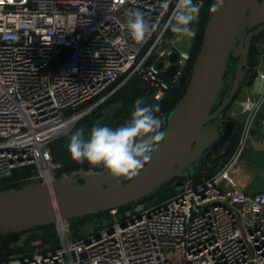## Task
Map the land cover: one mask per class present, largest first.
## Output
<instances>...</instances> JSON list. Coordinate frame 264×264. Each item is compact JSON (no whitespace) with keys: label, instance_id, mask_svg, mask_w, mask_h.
<instances>
[{"label":"built area","instance_id":"built-area-1","mask_svg":"<svg viewBox=\"0 0 264 264\" xmlns=\"http://www.w3.org/2000/svg\"><path fill=\"white\" fill-rule=\"evenodd\" d=\"M204 1L193 0L200 10ZM162 2L0 0V181L29 165L35 173L27 184L51 188L65 174L56 171L50 143L131 77L146 79L157 102L168 93L189 55L164 30L176 0L166 11ZM135 9L155 28L141 43L126 27ZM260 48L258 94L242 100L240 138L213 174L185 176L163 200L112 208L86 233L56 213L55 247L34 239L21 253L0 252V264H264V187L248 188L259 172L245 154L253 122L264 124V43ZM173 51L178 67L167 77L161 68L171 65ZM52 206L57 210L55 200Z\"/></svg>","mask_w":264,"mask_h":264},{"label":"water","instance_id":"water-1","mask_svg":"<svg viewBox=\"0 0 264 264\" xmlns=\"http://www.w3.org/2000/svg\"><path fill=\"white\" fill-rule=\"evenodd\" d=\"M257 26L246 34V28ZM264 29V0H224L211 15L196 55L189 81L173 109L163 118L166 140L153 153L150 163L131 180H117L102 167L76 170L44 183L0 190V236L51 224L58 213L63 218L108 211L133 203L167 182L196 167L203 168L222 148L234 129L232 118L219 114L235 99L241 85L249 81L247 64L251 35ZM177 53L161 73L173 77ZM235 59L230 65V59ZM178 180L175 185L180 186ZM57 203V210L52 206Z\"/></svg>","mask_w":264,"mask_h":264},{"label":"clouds","instance_id":"clouds-1","mask_svg":"<svg viewBox=\"0 0 264 264\" xmlns=\"http://www.w3.org/2000/svg\"><path fill=\"white\" fill-rule=\"evenodd\" d=\"M224 0H215L211 10L217 12ZM171 0H163L161 7L166 11ZM199 6L193 0H176L174 10L164 25L180 37L196 35L193 24L198 21ZM126 27L131 37L143 42L151 36L154 26L139 9L126 13ZM160 106L147 105L143 98L135 101L129 120L115 129L94 125L86 138L84 129H77L70 137L68 151L71 158L79 163L87 162L91 167H102L113 178L131 180L145 164H149L161 142L166 140L168 131L162 130L165 121L158 117Z\"/></svg>","mask_w":264,"mask_h":264},{"label":"trees","instance_id":"trees-1","mask_svg":"<svg viewBox=\"0 0 264 264\" xmlns=\"http://www.w3.org/2000/svg\"><path fill=\"white\" fill-rule=\"evenodd\" d=\"M213 3H215V0H205L204 1L202 8L199 12L198 21L193 24V25H195L194 27H197V35H195V37L193 38V44H192L193 45L192 50L194 51L193 52L194 57L198 53V51L201 47L204 31L206 29V25H207V22L209 20V16H210L211 11H212L211 5ZM256 51L257 50H256L255 43L253 40L251 45H250L249 59H248V64H247V69H246L247 72L249 73V76H250L248 83H251L252 80L254 79V76H255V71L252 70V67H253V64H255ZM193 61L191 62L190 66H193V64H194ZM234 61H235V59H233V58L230 59V65L229 66L233 65ZM191 70L192 69L190 67L186 77L183 76V78H186V80L183 81L181 85H178V86L176 85L178 87V88L175 87L176 89L174 91L177 90L176 93H172V95L170 97L166 98L165 100L163 99L164 100V101L162 100L163 102L161 101V103L159 105L160 109L162 111V113L159 116L160 118H163L164 116L168 115V113L175 106L176 102L179 100V98L182 95V93L185 89V86L188 82ZM140 79L141 78L139 75H135V76L131 77L130 79H128L126 81V84L124 86L120 87L114 94L112 93L109 98H111V96H112V98L117 97L118 99H123L127 108L133 109L134 103L137 99L143 98V100H144V96L141 93L140 89L137 86H135V83L139 82ZM123 120H125L124 117H123ZM77 125H76V127H77ZM163 127H164V125L162 126V129H163ZM238 127L240 128V124H238ZM238 127L235 131L234 137L232 139H230L228 141V143L226 144V146L224 147V152L221 156L220 161L213 164L212 166L205 165L202 169L199 167H196V171H195V173L192 174V177L199 178L201 176H210L211 174H213L217 170V168L222 163H224L229 158V156L234 151V148H235L237 140H238V136H239L238 135L239 134V128ZM65 139H67V138L64 135V136H61V137L55 139L54 141H52L50 143V150H51V154H52V159L55 161L62 162L63 166H64V168H63L64 171H67V172L76 171L79 169V167H76L77 163L72 161V158L69 154L67 147L63 145V142ZM100 168L101 167H98V168L94 167V170H97ZM83 169L88 170L89 167L87 165H85L83 167ZM61 173L62 172H60V174ZM32 174H33V170H31V166L19 168L18 170H16L14 172V174L12 175L11 178H9L7 180L0 181V189L19 188V187H21V186L32 181L29 178ZM184 178H185V175H182L181 177H177L176 179L171 180L172 187H174V189H171V188L166 189L164 187L166 185L165 184L164 186H162L163 188L160 187L159 189H157L153 193L147 195L144 198L139 199L138 201H144V200L150 199V198H156L159 201L163 200V199L169 197L170 195H172L176 191L175 189H176L177 185H175V182L178 180H182ZM129 205L130 204H127V205L121 206L119 208L124 209V208L128 207ZM93 217H95V220L98 224V225L95 224V226L99 227L100 226L99 224L102 221V219L109 217V213H108V211H104V212L100 211V212H96V213H92V214H88V215H84V216L74 218V219H72V223H73L74 228H76V230L79 231L80 227L77 223L82 222L83 219L85 220V219L93 218ZM35 228H37L36 230H38V231H34L33 233H31L25 239L26 241L24 240L25 243H23L22 245H18V246L13 245V240H11L9 242H5L4 236H6V235H1L0 236V252H2L3 254L21 253L28 246L30 241L34 240V239H41L42 241L49 242L51 244V246H53V247H55L57 245V243H58L57 235L53 229L52 224L36 226ZM13 234H16V233H13ZM13 234H11V235H13ZM11 235L9 234V236H11Z\"/></svg>","mask_w":264,"mask_h":264},{"label":"rangeland","instance_id":"rangeland-1","mask_svg":"<svg viewBox=\"0 0 264 264\" xmlns=\"http://www.w3.org/2000/svg\"><path fill=\"white\" fill-rule=\"evenodd\" d=\"M209 18H210V16H209ZM207 24H208V22H207ZM194 26L195 25H193V27ZM194 28L196 29V35H197V27H194ZM170 42H171V44L175 45L177 48H179L181 50H184V51H187L188 55H189L188 59L186 60V63H185V66L183 68L181 76L176 81L171 83V86H170V88L168 90V93L164 94V97L161 100H159L158 102L154 99V92H155L156 89L154 87L149 86V82L146 79H140L139 82L135 83V86H137L140 89L141 93L143 94L145 103L147 105H156V104L160 105V103H161V101L163 99L165 100L166 98L170 97L172 95V93H176L177 90L176 91H174V90L176 88H178L177 86L181 85L182 82L186 80V78H183V76L186 77V75H187V73L189 71V68L191 67V69H192V67H193V66H190L191 62L193 60L195 61V58H196V55H197L196 54L195 57L193 55V52H194L192 50L193 49V45H192L193 44V38L192 37H186V36L185 37H180V36H178L176 34H173V37H172V39H170ZM254 43H255L256 50H257L256 51V54H257L256 58H257L258 57V52L262 51V48H260V47L264 43V35L262 36L261 40H260V38H256V40L254 39ZM167 77H169V76H167ZM189 78H190V76H189ZM188 81H189V79H188ZM125 84H126V82H124L123 84H121L119 86H115L114 87L115 89H114V91L112 93L114 94L120 87L124 86ZM250 85L252 86V84H250ZM250 85L249 86L248 85H243V87H241L239 92L237 93L234 101L224 110L226 116H230V117L236 119L238 124H240V128L238 127L239 128L238 139L240 138V135H241L240 133H241V129H242L243 123L246 120V113L244 111L243 112L241 111V107H242L241 102L244 99V97H246L247 95L249 96V94L251 93L252 87ZM185 88H186V86H185ZM132 111H133V109H131V108L128 109L127 108V106L125 105L123 99H118L117 97L112 98V96H111V98L107 99L104 103L99 105L95 110H93L89 114L83 116L78 121L77 127H75L67 135H65V137L67 139L64 140L63 145L66 146L67 149H68V143H69L71 135L77 129H80V128L84 129L85 137L87 138L90 135L92 126H94V125L108 126V127L113 128V129H115L117 127H120L121 125H124L129 120ZM161 113H162V111L160 110V112L156 113V115L159 117ZM123 117H124L125 120H123ZM256 121H258V120H255L253 122V126L251 128V132H252L253 137H254V133H256V134H263L264 133V124L261 125L260 122H256ZM237 142H238V140H237ZM261 158H262L261 164H263L264 154L261 155ZM53 161L58 164V168L56 169L57 173L60 174V172H62L61 174H65V175L71 173V172L64 171V169H63L64 166H63L62 162L55 161V160H53ZM72 161L75 162L73 159H72ZM75 163H77V162H75ZM85 165H87L89 167V169L90 168L94 169V167H91L87 162H85L84 164L77 163L76 167H79L78 170H84L83 167ZM23 167H26V166H23ZM33 168L34 167L31 166V170H33V173H35V169H33ZM95 168H98V167H95ZM84 171H87V170H84ZM259 177L260 176L257 177L256 181H258ZM167 183H166V185L164 184L165 186L163 185L166 189L167 188L174 189V187H172V182L171 181H169ZM257 186H259V184ZM77 224L80 227V231L82 233H86V232L90 231L91 228H95L96 227L95 224H97V222L95 220V217H93V218H88V219H85V220L83 219L82 222H79ZM36 229L37 228L33 227V228H30V229H27V230H24V231H21V232H16V234L12 233L13 235L10 234L11 236H9V234H8V236L7 235L4 236L5 237L4 241L5 242H9V241L13 240V245H17V246L18 245H22L23 243H25V241H26L25 239L31 233H33L34 231H38ZM53 229H54V227H53Z\"/></svg>","mask_w":264,"mask_h":264},{"label":"crops","instance_id":"crops-1","mask_svg":"<svg viewBox=\"0 0 264 264\" xmlns=\"http://www.w3.org/2000/svg\"><path fill=\"white\" fill-rule=\"evenodd\" d=\"M256 55H255V64H253V67H252L253 71L255 68L254 65L258 63ZM250 84H252V86ZM245 85H248V86L250 85L252 87L249 97H255L258 94L259 87H260V81L257 79L256 76H254V79L252 80L251 83H247ZM245 154L248 160L253 164V168L257 169L259 172L258 175L249 183L248 188L258 189V188L264 187V172H263L264 171V160H263V164H261V160H262L261 155L264 154V133L263 134L254 133L252 143H249V145L246 147ZM258 176L260 177L258 181H256ZM258 184L259 186H257Z\"/></svg>","mask_w":264,"mask_h":264},{"label":"flooded vegetation","instance_id":"flooded-vegetation-1","mask_svg":"<svg viewBox=\"0 0 264 264\" xmlns=\"http://www.w3.org/2000/svg\"><path fill=\"white\" fill-rule=\"evenodd\" d=\"M257 28V26H254L253 28L249 29L248 27L246 28V34L248 35L250 32H252L253 30H255ZM264 35V29L261 30L259 33L257 34H254V35H251V40H250V45L252 43V41L256 38H260V40L262 39V36ZM241 87H243V85H241ZM219 119H221L222 121H224L225 119H228V118H232L230 116H226L225 115V112L222 111L220 114H219ZM233 120H235V126H234V129L233 131L231 132V134L229 135L228 139L226 140L224 146L222 148H220V150L217 152V154L206 164L207 166H212L213 164L217 163L220 161L221 159V156L224 152V147L226 146V144L228 143V141L230 139H232L234 137V134H235V131L238 127V122L236 119L232 118Z\"/></svg>","mask_w":264,"mask_h":264},{"label":"bare ground","instance_id":"bare-ground-1","mask_svg":"<svg viewBox=\"0 0 264 264\" xmlns=\"http://www.w3.org/2000/svg\"><path fill=\"white\" fill-rule=\"evenodd\" d=\"M52 185V184H51ZM104 212V211H103Z\"/></svg>","mask_w":264,"mask_h":264}]
</instances>
